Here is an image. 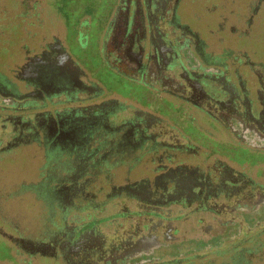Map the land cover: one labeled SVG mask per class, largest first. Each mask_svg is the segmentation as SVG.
Wrapping results in <instances>:
<instances>
[{
	"label": "flooded vegetation",
	"instance_id": "obj_1",
	"mask_svg": "<svg viewBox=\"0 0 264 264\" xmlns=\"http://www.w3.org/2000/svg\"><path fill=\"white\" fill-rule=\"evenodd\" d=\"M94 1L0 0V264H264V0Z\"/></svg>",
	"mask_w": 264,
	"mask_h": 264
},
{
	"label": "rangeland",
	"instance_id": "obj_2",
	"mask_svg": "<svg viewBox=\"0 0 264 264\" xmlns=\"http://www.w3.org/2000/svg\"><path fill=\"white\" fill-rule=\"evenodd\" d=\"M69 1L71 0H56V1L55 0H38V3H39L38 4V30H40V26L42 23L41 30H43V32H46L48 34H50L52 30H54L55 33L58 32L57 25H58L59 19L57 17L58 15L54 8H57L58 10L61 9V12L59 13L63 18L66 19L67 23H72L75 18L80 17L81 15L77 13H73L71 10H69V6H68ZM103 2L104 1L101 2L100 0L94 1V3L97 5L102 4ZM99 16H101V14ZM101 24H102V21L100 22L99 27H94V26L92 27V30L95 32V34H97V36H95L97 38L100 37L99 33L101 32L103 28L101 27ZM92 42H93V39H92ZM86 50H81L78 47H73V52L77 56H79L82 60L86 58V60L88 61L87 64L89 67L91 66L92 69L98 68L99 66L98 59L95 57L97 55V49L91 46L88 49V53L85 54ZM102 77L104 78V80L107 81L109 85L113 87L117 86L116 81L109 78L108 76H105V74H103Z\"/></svg>",
	"mask_w": 264,
	"mask_h": 264
},
{
	"label": "trees",
	"instance_id": "obj_3",
	"mask_svg": "<svg viewBox=\"0 0 264 264\" xmlns=\"http://www.w3.org/2000/svg\"><path fill=\"white\" fill-rule=\"evenodd\" d=\"M67 12V11H66Z\"/></svg>",
	"mask_w": 264,
	"mask_h": 264
}]
</instances>
